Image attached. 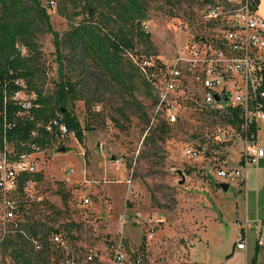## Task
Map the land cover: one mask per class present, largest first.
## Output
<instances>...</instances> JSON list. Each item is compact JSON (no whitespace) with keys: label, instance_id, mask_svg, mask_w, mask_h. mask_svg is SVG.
<instances>
[{"label":"rangeland","instance_id":"374dc122","mask_svg":"<svg viewBox=\"0 0 264 264\" xmlns=\"http://www.w3.org/2000/svg\"><path fill=\"white\" fill-rule=\"evenodd\" d=\"M41 1L53 28L64 36L71 26L60 13V0ZM203 7V0L149 3V16L144 22L149 37L137 40L132 50L119 54L122 69L129 67L131 61L134 63V59L153 56L154 65L146 67L142 74L157 93V88L164 85L168 61L179 56L190 38L202 35L212 39L216 26L202 20ZM0 16L10 17L1 4ZM173 23L179 25L178 29ZM32 33L25 54L31 56L36 67L38 89L51 106L58 108L56 90L63 76L55 37L41 22L35 24ZM63 55L64 77L78 83L77 95L69 108L81 124L83 138L76 136L78 143L72 137L65 151L53 143L46 144L39 155L40 170L34 176L33 196L26 192L16 196L22 228L39 236L44 250L36 251L29 242L21 247L15 243L17 226L8 225L4 233L0 224L1 248L15 262L61 264L65 256L62 246L54 244L49 236L51 232H60L66 244L80 256L97 249L108 259L122 240L131 258L136 254L143 257L138 264H190L187 258L196 237V214L205 207L204 195L213 199L216 207L233 214L237 205L244 207L246 188L215 175L219 166L240 167L243 148L238 137L228 142L214 141L220 129H234L238 133L240 128L228 126L226 121L207 122L200 118L204 112L201 103L183 101L182 118L169 123L165 115L157 112L158 98L148 97L139 87L137 75L132 77L133 81L122 82L90 58L84 63L75 59V52H70L67 44L63 45ZM189 86H185L187 95L193 93ZM259 127L258 139L262 141L264 121L259 122ZM198 140L203 156L188 160L183 148L197 144ZM86 162L94 168L90 176L84 173ZM107 165L123 169V175L110 174L115 173L113 170L104 173ZM85 174L93 180L91 183L84 182ZM261 177L264 180V172ZM118 179L123 184H108L109 194L101 190L106 181ZM219 180L230 182L229 189L215 191ZM126 182L131 189L129 195ZM85 195L91 199L88 206L81 204ZM261 196L264 197V190ZM205 204L211 208L210 203ZM155 212L163 214L166 222L159 234L149 240L146 227L134 223V216ZM19 248L20 255L15 251ZM206 252L215 259L222 249L212 245Z\"/></svg>","mask_w":264,"mask_h":264},{"label":"built area","instance_id":"2783aa9c","mask_svg":"<svg viewBox=\"0 0 264 264\" xmlns=\"http://www.w3.org/2000/svg\"><path fill=\"white\" fill-rule=\"evenodd\" d=\"M203 2L202 20L207 25L216 26L212 39L194 35L181 49L179 56L168 61L164 85L161 89L157 88V112L165 115L169 123H177L183 115L182 101L185 104L201 103L203 109H200L212 113L239 110L242 122L237 127L240 128L238 133L234 129H220L214 141L228 142L231 138L238 137L243 148L242 163L235 169L219 166L215 175L218 179L236 181L245 187L248 168L264 158V144L258 139V131L255 133L252 130L253 124L259 126V122L264 121V18L258 13L259 0ZM173 26L176 29L179 27L177 23H173ZM154 62L151 55L140 60L134 59L142 73L146 71V67L154 65ZM17 83L23 85V89L17 91L13 99L27 111L36 104L37 92L28 90L23 80H17ZM188 83L193 90L190 95L185 91V86L190 88ZM43 128L53 136L52 143L61 150L69 144L72 137H76L74 132L69 131L61 115L44 124ZM38 132L34 130L32 134L38 135ZM201 144H186L183 148L184 156L188 160L200 159L204 152ZM44 146L31 143L32 150L18 151L6 140L3 146L0 145V224L4 233L8 225L17 226V194L26 192L28 196H33L36 181L34 176L40 170L39 155L44 152ZM84 182L88 183L89 180L85 178ZM90 203V197L83 196L81 204L88 206ZM134 217V223L146 227L149 240L155 237L158 228L164 223L163 214L158 212L144 215L136 213ZM247 226V221L241 225L238 237L240 248L246 245ZM256 227H260V224L257 223ZM28 238L36 251L43 249L39 238ZM262 239L261 236L260 240ZM50 240L62 246L65 256L61 264H138L143 261L140 254L131 258L122 240L108 259L97 249L84 256L76 254L71 245L66 244L60 232H52ZM1 243L0 240V264H20L6 256Z\"/></svg>","mask_w":264,"mask_h":264},{"label":"trees","instance_id":"16d2710c","mask_svg":"<svg viewBox=\"0 0 264 264\" xmlns=\"http://www.w3.org/2000/svg\"><path fill=\"white\" fill-rule=\"evenodd\" d=\"M156 1L168 0H60V13L71 26L63 36L53 28L49 12L41 0H0L4 11L10 15L9 18L0 16V145L3 146L6 140L16 150L23 151L32 150L31 143L44 146L54 142L43 125L58 115L62 116L70 132L83 138V135L78 136L82 131L81 124L69 108L70 101L77 95L78 83L64 77L62 72L66 66L64 44L68 45L70 52H75V59L84 63L90 58L122 82L133 81L132 77L137 75L139 87L145 90L146 95L158 98L153 85L138 66L131 61L130 66L123 70L119 59V54L132 50L137 40L148 39L149 32L144 22L149 16V3ZM39 22L54 35L58 50L59 70L63 76L56 90L58 108L51 106L38 89L36 67L31 56L25 54L26 44L30 45L34 26ZM17 80H23L26 88L38 95L36 104L27 111L13 99V95L23 89ZM202 113L200 118L207 122L226 121L237 127L242 122L237 109ZM34 130L39 131L38 135L32 134ZM252 130L256 133L259 126L253 124ZM22 224V220H18L15 228L18 238L15 243L21 247L31 243L28 236H33L25 232ZM33 237L43 243L39 236ZM43 250L44 247L40 252ZM15 251L20 255L22 250Z\"/></svg>","mask_w":264,"mask_h":264},{"label":"crops","instance_id":"0c3cea01","mask_svg":"<svg viewBox=\"0 0 264 264\" xmlns=\"http://www.w3.org/2000/svg\"><path fill=\"white\" fill-rule=\"evenodd\" d=\"M258 13L264 18V0H259ZM74 138L79 143L78 138ZM261 142L264 144V139H262ZM66 147L67 146H65V150ZM85 167L84 173L90 176L91 173L94 172V168L92 169L91 165L89 166L87 162ZM103 170L104 173H108V171L113 170L115 173L110 174L116 176L118 174L123 175L124 172L123 169L117 170L113 167H109L108 165L104 167ZM69 171L71 173V170ZM263 172L264 158L256 165H252L248 168L246 172V195L244 199V207L240 209L237 205L236 209H234V214L216 207L214 200L210 199L208 195H204L205 198H202V202L204 203V208H207L205 210L204 208L199 209L196 214V237L192 241V246L190 247V252L187 258V261L190 264H264V197L261 196V190H264V180L261 177ZM85 178H87V175ZM88 180V183L93 181L90 179ZM131 182L128 180V183ZM117 183L121 185L123 184L121 179L116 180V182L110 180L106 181L105 185L102 184L101 190H103L105 194H109L107 185ZM128 183L126 185V195H129V192L131 191V189H128ZM217 183V189L215 191L228 190L230 187V182H221L219 180ZM222 183H228V189L223 188ZM239 185L240 187H243L240 183ZM101 190L99 192H101ZM209 191L210 190H208V192ZM207 202L211 204V208L205 204ZM236 202L238 203L237 200ZM163 217L164 223L158 228L156 234H159V231L166 222L164 215ZM246 221L248 222V226L245 231L246 245L244 248H240L238 247V237L242 230L241 225ZM257 223L260 224V227H256ZM261 236L263 237L262 240H260ZM212 245H217L222 249L221 255L215 259L212 255L206 252V250Z\"/></svg>","mask_w":264,"mask_h":264},{"label":"water","instance_id":"95a60500","mask_svg":"<svg viewBox=\"0 0 264 264\" xmlns=\"http://www.w3.org/2000/svg\"><path fill=\"white\" fill-rule=\"evenodd\" d=\"M84 134L83 131L78 132V136H82ZM63 151H65V147L62 148ZM223 188L228 189L229 184L228 183H222Z\"/></svg>","mask_w":264,"mask_h":264}]
</instances>
